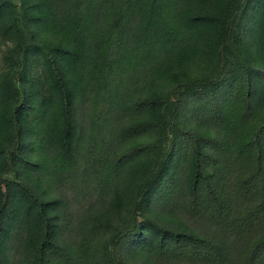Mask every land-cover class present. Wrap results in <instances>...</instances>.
<instances>
[{"label":"trees","instance_id":"16d2710c","mask_svg":"<svg viewBox=\"0 0 264 264\" xmlns=\"http://www.w3.org/2000/svg\"><path fill=\"white\" fill-rule=\"evenodd\" d=\"M191 1L200 9L186 13L183 21L175 24L168 12L171 0H123L122 5L112 2V10L107 6L106 11L110 13L107 31L102 34L92 30L89 36L93 23L85 18L90 8L87 1L16 0L15 4L0 0V35L11 45L0 70V264H11L9 245L18 233L25 234L29 264H52L54 259L62 264H87L91 255L87 247L81 245L72 251L61 244L59 202L43 186L42 175L48 165L43 153L41 157L34 151L35 143L39 141L40 149L44 151L45 146L60 156L58 162L72 159L82 127L80 109L84 101L89 106L88 136L80 165L67 164V172L75 174L72 178L76 181L98 180L107 127L130 82L128 74L135 62H141L155 81L172 78L176 99L170 103L159 90L137 99L141 115L127 124L125 136L130 141L111 164L113 170L128 169V180L133 177L135 184L132 190L128 185L123 193L114 192L105 212L89 220L94 221L96 231L114 230L118 242L139 238L140 245L151 254L169 253L190 264L222 258L218 240L224 238L223 232L219 237L212 231L199 233L182 220L165 229L146 217L139 223L134 219L139 197L150 205L155 191H164L179 151L191 154L184 182V216L202 223L207 207L215 217L223 212L213 191L214 173L209 174L202 165L213 162L205 151L210 150L209 145L220 147L221 142L198 135L193 129L180 130L175 123L184 110L196 105L206 110L213 123L219 121L223 97L229 95L232 86L222 80L195 87L187 73L182 77L179 70L197 55L219 57L229 33L239 35L238 45H242L249 32L258 42L249 43L248 59L255 49L261 54L253 57L257 64L247 70L258 73L244 82L241 117L255 115L256 105L264 102V0ZM101 7L99 10H103ZM188 35L201 40L197 54L192 53L194 46H186ZM35 66L40 68L39 74L34 73ZM129 135L141 139L132 141ZM230 145L234 150L230 159L241 161L246 157L250 163L252 170L244 178V185L256 184L260 195L241 219L247 223L264 211V121L249 139L242 143L234 138ZM128 190L132 194L129 203L122 200ZM243 264H264V233L247 250Z\"/></svg>","mask_w":264,"mask_h":264},{"label":"rangeland","instance_id":"374dc122","mask_svg":"<svg viewBox=\"0 0 264 264\" xmlns=\"http://www.w3.org/2000/svg\"><path fill=\"white\" fill-rule=\"evenodd\" d=\"M11 1L16 2V0ZM84 1L90 3L85 18L91 19L93 23L90 26L89 36H91L92 30L102 34L107 31L106 26L109 24L110 16L108 12L112 10V2L117 5L123 4V0ZM100 6L103 10H99ZM107 6L110 7L108 12H106ZM199 9L200 5H196L191 0H171L168 12L171 15L172 23L175 24L183 21L186 13L191 11L193 13ZM248 23L246 21V25ZM246 33L247 38L242 40V45H238L241 39L239 35L229 33L227 46L223 47L219 57L197 55V58L191 60L185 68L178 71L182 77H184V72L187 73L195 87L202 88L206 84L212 85L222 80L232 86L228 92L229 95L223 97L225 104L222 105V117L219 121L213 123L206 110L196 105L191 110H184L183 115L175 123L180 130L193 129L198 135L210 138V140L218 139L221 142L220 147L209 145L210 150H205L208 152L206 155L213 162L216 161L215 165L209 161L206 164L202 162V165L207 168L209 174L214 173L212 178L213 191L222 205L223 212L215 217L212 209L207 207L203 213L206 220L202 223H196L184 216V182L191 161V154L185 152L184 155L183 151L178 152L176 159L179 158V160L174 161V173L167 181L164 191L161 192L158 188L150 205L148 201L142 203V198L139 197L134 207V219L138 223L144 220L142 217H146L155 220L166 229L175 226L176 223H182V220L199 233L212 231L219 237L223 232L225 234L224 240L221 238L218 240L223 248L222 258L215 262L201 261L199 264H243L247 250L264 233V211L247 223H243L241 220L246 211L259 201L260 195L256 184L245 186L243 182L252 170H249L250 163L247 164L246 157H242L241 161L230 159L234 150L229 148L234 138L242 143L247 137L249 139L259 124L264 121V102L256 105L255 115L241 117L240 104H242L244 94V82L248 76L253 77L254 73H258L256 70L247 73V70L253 64H257L253 62V57L261 54L260 50L255 49L248 59L249 43L255 45L258 41L249 36V32ZM186 40V46H194L192 53L197 54L201 44L200 38L195 35H188ZM9 45V41L0 35V70L4 67L3 60ZM92 45L89 42L88 48L90 49ZM258 59L261 61L262 57L260 56ZM135 63H133L134 66L128 74L130 82L126 83L125 90L120 95L114 111L115 115L107 127V146L102 159L99 179L76 181L72 178L75 174L72 175L67 172V164L75 167L80 165L83 146L88 136L89 106L82 101V108L80 109L82 127L72 159L66 161L67 163L60 160L58 162L57 159H61L60 156L45 146L44 151L40 149L39 141L35 143L34 151H37L38 156L43 153L48 165L47 171L42 175L45 177L43 186L52 199L55 198L59 202V210L63 218V226L60 232L61 244L72 251H76L81 245L87 247L91 253L89 257L87 256V264H190L171 256L169 253L151 254L147 248L145 249L140 245L139 238L134 241L118 242L114 230L107 233L96 231L93 228L94 221L89 220L90 217H96L97 214L100 216L101 213L105 212L114 192L123 193L128 189V185L132 190L135 184L133 177L130 178V181L128 180V169L113 170L111 164L115 155L123 150L130 141V138L125 136L127 124L141 115L137 108V99L144 93L156 92V90H159L158 93L163 95L165 100L169 99L170 103L176 99L172 94V78L165 79L164 77L160 81H155L153 75L150 77L147 68L143 69L140 66L141 62ZM171 66L175 67V63L172 62ZM34 73L39 74L40 68L35 66ZM207 135H212L213 138ZM130 137L132 141L141 139ZM161 142L168 145L164 140ZM167 149L164 145L163 152L166 153ZM173 151H177V149H173ZM39 176L41 177V175ZM1 190L4 192V185L1 186ZM131 199L132 194L128 190L122 200L129 203ZM24 243V233L13 236L8 251L11 264H29ZM52 264L62 263L54 259Z\"/></svg>","mask_w":264,"mask_h":264},{"label":"clouds","instance_id":"9594fccd","mask_svg":"<svg viewBox=\"0 0 264 264\" xmlns=\"http://www.w3.org/2000/svg\"><path fill=\"white\" fill-rule=\"evenodd\" d=\"M9 47H11V45H9Z\"/></svg>","mask_w":264,"mask_h":264}]
</instances>
